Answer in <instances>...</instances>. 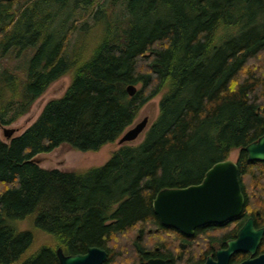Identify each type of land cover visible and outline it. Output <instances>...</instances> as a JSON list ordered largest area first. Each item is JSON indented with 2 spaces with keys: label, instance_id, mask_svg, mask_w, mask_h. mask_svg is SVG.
<instances>
[{
  "label": "trees",
  "instance_id": "trees-1",
  "mask_svg": "<svg viewBox=\"0 0 264 264\" xmlns=\"http://www.w3.org/2000/svg\"><path fill=\"white\" fill-rule=\"evenodd\" d=\"M80 3L92 20L87 32L102 23L87 56L83 39L68 49ZM31 48L21 97L1 102L0 127L72 76L26 130L0 139V264H59L57 248L74 255L92 246L107 252L103 264H145L154 255L199 264V234L164 227L152 200L163 188L200 183L233 150L244 196L235 222L252 216L264 227V162L249 161L244 149L264 134V0H0V56ZM2 75L16 80L7 69ZM156 97L142 141L119 146L105 164L61 171L34 161L64 144L97 152Z\"/></svg>",
  "mask_w": 264,
  "mask_h": 264
},
{
  "label": "water",
  "instance_id": "water-1",
  "mask_svg": "<svg viewBox=\"0 0 264 264\" xmlns=\"http://www.w3.org/2000/svg\"><path fill=\"white\" fill-rule=\"evenodd\" d=\"M136 87L129 85L127 92L133 95ZM149 125L148 118L135 122L117 140L118 145L132 144L144 135ZM16 129L3 127L7 140L14 137ZM249 161L264 162V134L245 146ZM244 196L238 177V166L231 159L216 162L198 184L183 188H163L153 199L152 208L164 227L174 228L186 235L207 224H222L238 217L243 209ZM263 229H255L254 221L248 218L240 228L235 241L228 243L222 253L230 256L234 251L248 250L253 255L261 241ZM59 264H103L107 252L97 246L87 248L82 254L67 255L59 247L56 250ZM151 264V263H149ZM242 264H264V255Z\"/></svg>",
  "mask_w": 264,
  "mask_h": 264
},
{
  "label": "rangeland",
  "instance_id": "rangeland-1",
  "mask_svg": "<svg viewBox=\"0 0 264 264\" xmlns=\"http://www.w3.org/2000/svg\"><path fill=\"white\" fill-rule=\"evenodd\" d=\"M104 0H99L102 3ZM80 8L74 13L71 18V23L78 19L75 31L70 35L68 43V49L72 50L76 48V45L83 39L82 49L84 55L87 56V47L91 46V38L102 31V23L94 26L90 31L87 32V22L89 25L92 24L91 18L87 17V11L83 10L84 5L80 3ZM116 13L120 15L122 13V7L120 4L117 5ZM82 12H86L85 17H81ZM84 21V22H83ZM86 25V30L81 31V26ZM35 49H28L20 54H16V51H11L4 56H0V106L2 101H10L11 99L18 100L21 97V89L23 81L26 77L29 61L34 54ZM7 69L12 75L16 77L13 82L9 77L3 76L2 71ZM1 76L4 77V81L1 82ZM72 74L68 72L57 81L52 83L45 93L33 102L29 111L24 115L17 118L14 122L9 125L0 127V139L8 141L3 135V127L16 129L14 137L20 135L26 130L40 115L45 104L55 98H60L71 81ZM13 86L16 87L13 88ZM15 94H18L17 96ZM5 98V99H3ZM9 99V100H7ZM160 97H156L147 103L141 110L136 122L141 121L144 118H148L149 125L155 120L158 114V102ZM10 112L9 114H11ZM148 125V126H149ZM133 126V125H132ZM143 135L140 136L133 144H138L142 141ZM119 148L117 140L113 143H109L103 146L97 152H82L75 149H71L67 145H61L47 153H40L33 159L38 166L45 169H58L61 171H83L92 167H98L105 164L110 158L111 154ZM238 158V150L231 151L229 159L236 161ZM23 227L26 224H22ZM45 240L43 235L40 236L39 243ZM37 245V246H38Z\"/></svg>",
  "mask_w": 264,
  "mask_h": 264
},
{
  "label": "flooded vegetation",
  "instance_id": "flooded-vegetation-1",
  "mask_svg": "<svg viewBox=\"0 0 264 264\" xmlns=\"http://www.w3.org/2000/svg\"><path fill=\"white\" fill-rule=\"evenodd\" d=\"M236 218L226 221L225 223L222 224H207L198 227L194 229L192 235H186L174 228H170V229H172L174 233L176 234L179 233L180 235H184L186 237H193L195 234H199L198 237L196 238V241L194 242L192 249L194 254L193 256L199 261V264H242L248 260H253L260 257L261 255H264V244L262 245V239L264 233L253 255H251V253L248 250L246 251L237 250L234 251L232 254H230V256H226L225 254L222 253L218 254V252H224L228 249V243L230 241H235L237 239L238 231L244 225V223L248 218H252L254 221V218L252 216H247L241 223L235 222ZM210 225H219L220 227H214V228L207 227ZM202 228H206L205 230H208L211 233L209 235L205 233L204 237H202L200 235L201 233H203V231H201ZM254 228L264 230V227L257 226L255 222H254ZM168 236L170 239L169 240L170 248L174 250L175 254H178L180 252L178 243H176V240L172 237V234ZM143 262L145 264L170 263L167 255L150 256L147 259H145Z\"/></svg>",
  "mask_w": 264,
  "mask_h": 264
}]
</instances>
